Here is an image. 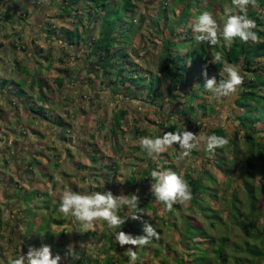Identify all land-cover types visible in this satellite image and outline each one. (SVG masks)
<instances>
[{"label":"trees","instance_id":"obj_1","mask_svg":"<svg viewBox=\"0 0 264 264\" xmlns=\"http://www.w3.org/2000/svg\"><path fill=\"white\" fill-rule=\"evenodd\" d=\"M27 1L33 5L39 3L41 0H0L1 29L8 23L13 24L15 22L13 20L16 12H20L18 13V18H23L21 14H24V10L19 8L24 6L26 10L25 5ZM141 1L143 0H62L61 3L58 4V8L63 9L58 13L59 16L68 17L74 12L76 14L85 12V15L88 16L85 18L87 20V27L80 29L79 25H75L74 28L68 25H61L53 29L48 28V35H56V39L64 41L69 45H80V42H86L88 49L84 51L85 53H82L83 57L86 59L94 58L96 60L101 70V86L109 89L114 95L121 97L122 100H128L129 102L140 100L153 107L159 108L166 105L168 108L174 110L176 100L185 98V96L188 95L182 108L180 110H174L175 115L171 114V117L177 115L180 118L184 115L183 118L186 120H191L193 118L197 119L199 116H196L197 114L199 115V113L200 116H205L216 111L214 107L205 104V102L201 103L198 101L194 104V99L196 100L197 98L203 97L202 95L207 92L204 88L205 78L200 77L199 68H204L207 64V70L212 72L213 76H216L218 81L225 78L226 74L223 72V62L217 64L208 63L217 52L222 54L223 60H226L230 64L238 65L241 69V74L244 76V83L239 87L234 103L235 110L239 111L236 119L245 129L244 138L247 144L242 181L238 184L244 188L247 194L249 211L247 214L242 215L241 209L237 205L239 200L236 196V187H234L232 191V197H230L231 206L228 210L224 212L220 211V209L218 210V208H216V197L218 194L215 195V193L207 191L209 187L207 184L209 182L211 183L213 178L208 173H204L206 170H198L196 174L194 172L185 173L184 178L190 185L192 195L187 207L191 213L187 216L182 215L179 213L181 204L175 203L171 210H169V214L162 217L163 221L161 223L162 225L166 223L167 226L172 228V231L178 233L179 248L175 249L169 242H164L165 240L159 235L158 239L153 238L151 242L152 245L151 243L149 244L153 248L149 247V250H146L150 253H154V258L151 261L144 259L143 253L145 248H143V253H139L138 251V254L143 264H155L157 260L159 264H166L170 262L167 261L169 260L167 259L169 256L171 257V262H174L172 264H264V223H255L250 218L256 216L258 213L256 204L259 193L255 190L254 179L257 175L264 179V141L255 139V135L253 134L256 126H259V130L264 131V0H254V4H250L247 8L248 16L256 22L257 27L254 31L258 35V40L256 42L250 40L245 43L239 38H235L231 45H225L224 41L221 39L220 43L215 45L216 47L218 46L215 54H213L214 51H212L211 54L209 53L210 46L212 45L206 42L197 44L195 39L197 33L194 32V36L191 34V32H193L192 24L194 18L204 11L211 12L213 15L216 13L220 14L226 2L229 4V7H232L231 0H171L167 6V0H164L165 2L163 3H158L159 5L157 6L154 3L152 5L148 4L151 0H148L144 4H142ZM140 4L146 9L145 13L139 9ZM216 5L219 6V10L216 9ZM150 9L153 13L151 16H147ZM79 18L76 24L79 23L83 26L84 21L82 17L79 16ZM71 23L73 24V22ZM93 24L95 25V32L97 34L89 41L86 39V31H90ZM144 27L146 30L148 29V32L145 33L146 36L144 35ZM11 28H14L13 25ZM82 29L83 31H81ZM140 35L143 36V44L145 38H147V41H150L149 47L144 49L145 51L143 54L147 52L146 49L150 51L156 50V52H158L156 53L155 60L143 57V55H138V43H135L134 39ZM17 38L20 40L21 36H17ZM31 42H33V39ZM29 45L30 42L28 41L24 44L22 43V50H28ZM12 46L14 47L15 44H12ZM31 51H33V53L32 56L29 57V60H34L31 65L33 66L36 63L41 65L42 60H35L34 58L35 54H37L38 57L40 56L42 52L41 47H34ZM146 54L147 56L148 54L150 55L149 52ZM68 55L69 54H67V56ZM52 56L53 55L50 53L44 56L46 61L44 68L47 70L52 68L54 62ZM60 60L67 66L66 60L62 58H60ZM151 64L155 66L156 72L149 69V65ZM13 66L19 67V63L17 62L13 64ZM57 69L66 74H63V76L55 75L54 77L48 78V76L41 73V70H35L33 68L32 71L34 76L31 78L30 82H28L27 91L22 87L18 88V91H21L23 94L22 98L15 101V99H11L10 95L6 94V100L9 104H12L15 110H18V104H16V102L20 103L21 101V106L25 104L29 105L28 109H23V107L20 108L22 113L17 112L13 114L17 123H20L19 117L24 116L26 118H34L41 121L46 120L50 125L59 124V126H61L68 124L61 114L52 115L54 102L51 101L49 94L54 91L55 88L63 86L64 76L67 78L68 83L71 84H75L74 81L76 78L70 74L67 67H58ZM160 74H162V76ZM194 78L197 79L196 82L198 85L195 89L191 87V82ZM166 79L169 82L164 89V93L167 97L164 95L162 88V82ZM9 83L13 86H20L15 80L2 77L0 78V90L2 93H7L6 87L9 88ZM34 85L37 86V89L36 95L33 97ZM183 88H186L189 93H181L179 90ZM3 113L4 111L0 107V121L3 122L5 131L6 129L11 130L12 127L6 124V122L10 124L8 116ZM128 113V108L118 107L113 110L112 127L110 130L113 137L119 134ZM56 118L58 120H56ZM158 125L161 129L166 131L159 132V130H156L152 135L153 138L161 136L165 132H172L175 130L183 131L181 124L172 123L169 120L165 125H163L162 122H158ZM24 127L28 128L30 126L24 125ZM5 131L4 134L7 136L8 132ZM135 131H138L137 127ZM138 132L142 134L146 133L144 129ZM15 133L21 136L22 131L20 130L19 133L15 131ZM237 133L238 131L236 130L233 134L234 139L231 141L234 146L237 144ZM209 134L226 137V132L222 127L210 129ZM13 139L11 144H13L14 147L18 145L19 140ZM115 143L117 144V141ZM173 147L175 149L179 148L178 145H173ZM224 147L216 148L213 150L214 153L204 148L201 151V156H207L209 154L208 152H212V154L209 155L211 160L208 162L212 163L224 176L227 175L225 177L228 179L227 181L229 184L233 181L229 178L233 176L235 170L229 167V165L227 166L225 162L222 163V161L223 158H225L226 162L231 158L230 162H234L238 152L233 151L231 157H223L224 155H221L217 149L221 152ZM114 148H116V146ZM91 150L92 162L97 164L99 169L101 167H111L110 163L104 161V158L98 155V147H92ZM198 152L199 149H194L191 154L196 155ZM217 155L218 158L216 157ZM150 157L149 155L147 157L148 168L141 171L142 180L151 179V172L156 168L159 162L157 158L151 160ZM34 162H38L34 156L33 160L26 162V172H33L32 164ZM221 163L223 165H220ZM136 173L135 168L130 171V189L138 187ZM44 175L45 173H43V176ZM50 180L51 184H53L54 180L51 176ZM2 181L0 180V183H3ZM17 182V179L9 175L7 177L5 176L3 184L17 187ZM24 182L33 185V192H35L37 196L43 193L35 190L36 186L34 185V179L33 177L30 178L28 174L24 178ZM23 183H21V187L19 188L25 187ZM5 190L8 189L0 188V194L2 195L0 198L5 200L11 198L12 200L8 201L12 202L9 206L5 207V209L7 208L6 210L0 205V218L2 213H7L5 222L1 225H3V230H8H6L7 235L0 231V237L4 234V237L8 238V242L13 245L15 253H17L19 257L20 255H26L28 251V247L22 244V239L25 238V234H23V228H21L23 225L19 219V213L23 210L17 209L19 200L22 197L9 192L5 194ZM203 194H208L212 197V206H207L208 203L204 200ZM138 195L140 197V204L137 209L132 210V214L138 215L140 218L133 220L130 217L126 218L122 216L123 214L117 213L122 219L126 220L125 224L118 228L109 227L104 221L105 228L107 229L106 239L109 245L103 250V256H91L87 252L84 253L85 251L76 252L79 259L74 260L75 262L73 264H119L120 262L118 260L128 262V257L124 254L123 250H121L122 248L116 243L113 236L120 231L128 233L135 223L144 225L145 221L151 223L158 233L160 232V229L154 225L153 221L146 214L147 210L155 211L151 203L153 194L149 190H145L142 195L140 193H138ZM57 199L50 213V217L52 218L51 221H47L49 220L48 217L46 220L48 223L42 226L43 229L48 228L46 230L47 236L42 237L41 235H33V242L41 241V245L46 243L49 245L51 243L50 245L56 247L55 251L52 248L53 253L55 255L59 254L62 257L63 263V258L65 257L70 239L68 231H70V236H77L78 233L76 232L75 235V228L77 229V227H80L82 233L79 236L83 235L85 237L95 235L96 231L92 229L85 230L83 224L79 221H74L72 225L70 223L72 219L69 218L70 220H66V216L60 213V199ZM174 208H178V210L174 212ZM12 210L16 211L12 213ZM55 212H58L57 215L53 214ZM195 212L199 213L201 217H205L204 221L206 227L202 224L203 221H198L194 217L193 214ZM7 218L9 219L8 221ZM37 219H40V216L36 218V220ZM52 224L55 225V232H52L51 235L49 232L51 228H53ZM95 224L96 222L94 221L91 226L94 227ZM217 226H223L224 231L215 232V234L211 233V230L215 229ZM232 228H236L239 233L242 234V237L232 240V238L229 237ZM15 241L20 242L21 247H19V245L17 246V244L14 245ZM35 248H39V245ZM117 250L121 253H116ZM114 251L116 255H119L115 256ZM246 255L249 257L250 261L245 257ZM161 256L162 258H159Z\"/></svg>","mask_w":264,"mask_h":264},{"label":"rangeland","instance_id":"obj_2","mask_svg":"<svg viewBox=\"0 0 264 264\" xmlns=\"http://www.w3.org/2000/svg\"><path fill=\"white\" fill-rule=\"evenodd\" d=\"M61 1L62 0H41L39 3L33 5L27 1L25 5L26 10L24 6L19 8L24 10V14H21V17L23 18H18V13L20 12H16L13 20L15 22L13 24L8 23L3 29L0 28V78L5 77L7 79H13L20 84V86H13L9 83V88L6 87L7 93L5 94L0 90V107L10 121V124L9 122H6V124L12 127L11 130L6 129L5 131L3 122L0 121V180H3L2 182L4 183L5 176L12 175L18 181L17 187H11L0 183V188L8 189L5 190V194L9 192L22 197L19 200L17 208L23 210L19 213V219L23 225H21V228H23V234H25V238L22 239V244H25V247H28V249L29 247L41 246V241L33 242V235H41L42 237L47 236L46 230L48 228L43 229L42 226H45L46 223H48L47 221H51L52 218L50 217V213L53 209L54 203L57 202V198L60 199L61 193L65 190L82 193L111 191L114 195H119L123 192L129 197H131L132 194L138 193L142 195L145 190L150 191L153 182L152 178L149 180L141 179V171L148 168V154L145 150L141 149L138 141L143 136H151L153 138L152 135L156 130H159V132L166 131L159 127L158 122H162L163 125H165L168 120L172 123L181 124L183 131L187 129L196 133L201 141V147L199 148L198 154H191L183 160L178 159V153L181 149H175L173 146L166 148L163 152L150 157L151 160L156 158L159 160L156 168L153 170L172 169L185 180V173L194 172L196 174V171L205 169L206 172L204 173H208L213 178L211 183L207 181L209 182L207 184L209 185L207 191L215 193V195L218 194L216 197V208L223 212L228 210L231 206L230 197H232V191L234 187H236V196L239 200L237 205L240 207L242 215L247 214L249 211L247 194L244 188L238 184L242 181L247 144L244 138L245 129L236 119L237 114H239V111L235 110L234 103L237 93L229 97L217 98L207 91L202 95L203 97L197 98L196 100L194 99V104L198 101L201 103L205 102V104L214 107L216 111L205 116H200L199 113V115L197 114L196 116H199L197 119L193 118L191 120L183 118L184 115H182V118L177 115L171 117V114L175 113L174 110H180L182 108L188 95H186L185 98L176 100L174 110L168 108L166 105L157 108L140 100L130 102L128 100H122L121 97L114 95L109 89L101 86V70L96 60L94 58L86 59L83 57L82 53H85L84 51L88 49L86 42H80V45H69L64 41L56 39V35H48V28L53 29L54 27L57 28L61 25H68L73 28L75 25H79L80 29L87 27V20L85 18L88 16L85 15V12L82 14H76L74 12L68 17H60L58 13L63 9L58 8V4H60ZM147 1L148 0H143L141 2L144 4ZM170 1L171 0L166 1V6ZM160 2L163 3L165 1L151 0L148 4L152 5L154 3L157 6ZM223 6V11H220V14L216 13L213 15L221 28L226 21L225 8L229 7V4L226 2ZM215 7L219 10V6L216 5ZM139 9L144 11V13L146 12V9H144L141 4L139 5ZM152 13L153 12L150 9L147 16H151ZM79 16L82 17L84 21L83 26L79 23L76 24L79 21L78 19H80ZM71 22H73V24ZM1 23L2 21H0V24ZM12 25L14 28H11ZM94 26L95 25L93 24L90 31H86V39L89 41L97 34ZM83 29L81 31H83ZM143 30L145 35V33L148 32V29L146 30L144 27ZM191 34L194 36V31L191 32ZM17 36H21V39L19 40ZM32 39L33 42H31ZM25 40L30 42V45L28 50L23 51L22 43H26L27 41ZM142 41V35L137 36L134 39V42L138 43V55H143V57L155 60L158 51L156 52V50L150 51L146 49L150 55L148 54L147 56V52L143 54L145 51L144 49L149 47L150 41H147V38H145L144 44ZM12 44H15V46L13 47ZM34 47H41L42 49L39 57L37 54L34 55L35 60H42L41 65L36 63L32 66L31 63L34 62V60H29V57H31L33 53L31 50H33ZM217 48L218 46H210L209 53L211 54L212 51H214L213 54H215ZM48 53L53 55L52 59L54 60L50 70L44 68L46 63L44 56ZM67 54L69 55L67 56ZM60 58L66 60L67 66L64 65ZM17 62L19 63V67H14L13 64H16ZM58 67H67L70 74L76 78L74 81L75 84H71L68 83L67 78L64 76L63 86L55 88V90L49 94L51 101L54 102L52 115L61 114L68 124L61 126H59V124H54V126L50 125L46 120L41 121L39 119L26 118L24 116H20V123H17L13 114L17 112L22 113L20 108L23 107V109H28L29 105L25 104L24 106H21V101L20 103L16 102V104H18V110H15L12 104H9L6 100L7 95H10L11 99H15V101L23 97V94L21 91H18V88L22 87L25 90L27 89L28 82H30L31 78L34 76L32 71L33 68L35 70H41L43 75L51 78L55 75L63 76V74H66L57 69ZM149 69L154 70L155 72L157 71L152 64L149 65ZM203 71L204 68H199L200 77H204L202 75ZM66 72L68 73L67 70ZM207 72L208 77L211 78L213 73L208 70ZM160 75L162 76V74ZM196 81L197 79L194 78L191 82V87H194V89L198 86ZM168 83L167 79L162 82L163 93L165 92L164 89ZM36 89L37 86L34 85V92L32 93L33 97L36 95ZM179 91L181 93H189L186 88L180 89ZM164 95L166 96L165 93ZM118 107L128 108L129 113L119 131V134L116 137H113L110 133L112 127V112ZM56 120L58 119L56 118ZM24 125L30 126L28 127L30 129L24 127ZM136 127L138 131L144 129L146 133L142 134L135 131ZM214 127H222L225 130L226 138L229 141L221 152L218 149L217 151L221 153V155H224L223 157H231L233 151L238 152L234 162H230L231 158H229L227 162L225 158H223L222 161V163L225 162L227 166L229 165V167H232L235 170L233 176L229 178L233 181L229 184L227 181L228 179L225 177L227 175L224 176L213 166L212 163L208 162L211 160L209 155H211L212 152H208L209 154L207 156H201V151L204 149L203 140L207 135H210L209 130ZM20 130L22 131L21 136L15 133V131L19 133ZM236 130L238 131L236 138L237 144L234 146L231 141L234 139L233 134ZM4 131L8 132L7 136L4 134ZM253 134L255 135V139H261L264 141V131L259 130V126H256ZM13 138L19 140L18 145L14 147L13 144H11V141L14 140ZM116 141L117 144L115 143ZM115 146L116 148H114ZM92 147H98V155L102 156L104 161L111 164L110 168L101 167L99 169L98 165L92 162ZM33 156L36 157L38 162L32 164V173L29 171L26 172V162L33 160ZM216 157L218 158V155ZM222 163L220 165H223ZM134 168L137 172L136 179L138 187L134 189L131 188V190L129 177L130 171ZM42 172L45 173L46 176H43ZM27 174L30 178L33 177L34 185L36 186L35 190L43 192L41 195L37 196V194L33 192V185L24 182V178ZM49 175L54 180L53 184H51ZM21 183L24 184V188H19L21 187ZM254 183L255 190L259 193L256 204L258 213L256 216L250 218L255 223H264V179L257 175L254 179ZM0 196L2 195L0 194ZM203 198L208 203V207L212 206V197L210 195L203 194ZM8 200L12 199L7 198L5 200L0 198V205L2 208L5 209V207L11 204L12 201ZM151 203L153 204L155 211L147 210L146 214L153 221L154 225L160 229L158 234L165 240L164 242L167 241L174 246L175 249H178V233L172 231V228L167 226L166 223L164 225L161 224L163 221L162 217L168 215L169 210H167L161 202H158L154 195L153 199H151ZM177 203L181 204V210H179V213L186 216L190 215L191 212L187 208L189 201ZM173 210L176 212L178 208H174ZM130 211L132 214V210H129L126 207H121L118 210V213L121 215L123 214V217L128 218ZM57 213L58 212H55L53 214L57 215ZM193 215L198 221H203L202 224L206 227L204 216L201 217L200 214L196 212ZM37 216H40V219L36 220V218H38ZM6 217L7 213H2L0 225L5 222ZM48 217L49 220H47ZM65 218L66 220L71 218L72 221L69 219L70 223H74L71 216H66ZM8 220L9 219L7 218V221ZM95 222L96 224L94 227L89 225V227L85 229L95 230V235H90L88 237L83 235L79 236L82 233L80 227H77V229L75 228V235L77 232V236H70V231H68L69 235H67L70 238L69 244H75L76 252L85 251L84 253L87 252L91 256H103V250L109 245L106 239L107 229L105 228L103 220H97ZM52 226L53 228H51L49 232L51 235L52 232H55V225L52 224ZM223 226H217L215 229L211 230V233L215 234V232L224 231ZM143 227V224L135 223V225L128 231V234L133 236L143 235ZM6 230L7 229L3 230V225H1L0 231L7 235L8 230ZM4 234L0 237V264H7V259L9 257H18L13 245L8 242V238L4 237ZM113 237L115 239V236ZM229 237L232 238V240H235L241 238L242 234H240L236 228H232ZM15 244L21 247L20 242L15 241L14 245ZM46 244L48 245V243ZM50 244L49 246L55 251L56 247ZM151 245L138 248L136 251L143 253V248H145L143 253L144 259L151 261L154 258V253L146 251L149 250V247H152ZM128 247L130 246L126 245L123 248H120H122L121 250H123L125 254ZM116 253L121 252L117 250ZM116 253L115 256H118L119 254L116 255ZM245 257L249 260L247 255ZM159 258H162V256ZM170 258V256L167 258L169 259L167 261L170 262H167L166 264L174 263L173 261L171 262ZM63 259L62 264H73L75 262L71 257ZM118 261L120 262L119 264H128L126 261Z\"/></svg>","mask_w":264,"mask_h":264},{"label":"clouds","instance_id":"obj_3","mask_svg":"<svg viewBox=\"0 0 264 264\" xmlns=\"http://www.w3.org/2000/svg\"><path fill=\"white\" fill-rule=\"evenodd\" d=\"M231 4L232 7L225 8L226 21L222 28L211 12L204 11L194 18L192 28L197 33L195 37L197 43L206 42L215 46L220 43L221 39L225 45H231L235 38H239L245 43L250 40L253 42L258 40V35L254 31L257 27L256 22L247 13L248 6L254 4V0H231ZM221 62H223L225 78L219 81L216 76L209 78L207 64L204 66L202 73L205 78V90L217 98L235 95L244 83V76L241 74L239 66L223 60L221 53L217 52L208 63L217 64ZM138 143L149 156L159 154L173 145H178L181 149L178 153V159L180 160L189 157L194 149L201 147V141L196 133L187 129L182 132L178 130L165 132L155 138L143 136ZM228 143L226 137L215 134L207 135L203 140V148L207 151H213L216 148L224 147ZM151 178L153 182L150 192L167 210H171L173 204L177 202L183 203L191 200L190 185L172 169L153 170ZM139 204L140 197L138 194H132L129 197L123 192L114 195L111 191L82 193L65 190L61 193L59 211L66 216H71L73 221L81 222L85 229L97 220L105 221L109 227L118 228L126 222L117 214L118 210L121 207L135 210L139 207ZM129 217L133 220L140 218L138 215L131 214V211ZM143 232V235L133 236L120 231L115 235L116 243L120 247L130 246L125 251L128 264H143L136 249L149 245L153 238H159L155 227L147 221L144 222ZM67 257H71L72 260L79 259L75 244L70 243L67 246L64 258ZM7 264H62V257L59 254L54 255L51 246L42 244L39 248L29 247L26 255H20L17 258L9 257ZM155 264H159V261L157 260Z\"/></svg>","mask_w":264,"mask_h":264},{"label":"crops","instance_id":"obj_4","mask_svg":"<svg viewBox=\"0 0 264 264\" xmlns=\"http://www.w3.org/2000/svg\"><path fill=\"white\" fill-rule=\"evenodd\" d=\"M16 211V210H15ZM14 211L12 210V213H13Z\"/></svg>","mask_w":264,"mask_h":264}]
</instances>
